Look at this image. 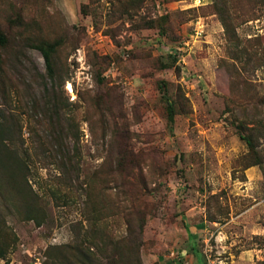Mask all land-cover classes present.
I'll list each match as a JSON object with an SVG mask.
<instances>
[{"label":"rangeland","instance_id":"rangeland-1","mask_svg":"<svg viewBox=\"0 0 264 264\" xmlns=\"http://www.w3.org/2000/svg\"><path fill=\"white\" fill-rule=\"evenodd\" d=\"M0 33V114L41 207L0 189V264H264V0H0Z\"/></svg>","mask_w":264,"mask_h":264},{"label":"trees","instance_id":"trees-1","mask_svg":"<svg viewBox=\"0 0 264 264\" xmlns=\"http://www.w3.org/2000/svg\"><path fill=\"white\" fill-rule=\"evenodd\" d=\"M215 11L220 14L223 26L227 27L228 16L225 14V6L223 3H217ZM5 36L0 33V48L5 44ZM57 42L42 43L38 49L43 58L46 75L49 79L55 76V70L52 64V54L55 51ZM46 119V134L48 137L47 150L50 151V156L56 158L57 168L63 171L66 169L65 164H70V161L63 162L69 158L68 150L61 147V143L56 141L58 136H61V128L58 124V109L56 103L52 100L48 104ZM166 118L168 122H172L174 108L171 104H167L165 108ZM16 132H18L17 123L11 113L0 114V189L10 190L17 199L19 208L23 210L26 218L35 220V213L41 210L39 199L32 187L27 182L28 164H26L24 157L20 154L21 148H18L15 142ZM246 140V139H245ZM248 146L250 141L246 140ZM43 145V143H38ZM19 149L21 151H19ZM43 150V149H41ZM46 151V150H44ZM22 153V152H21ZM49 156V157H50ZM73 169V167H72ZM73 250V249H72ZM75 253L79 262L86 264V261L91 260L89 256L81 250L80 246L75 247ZM73 250V251H74ZM93 261L99 262L98 259ZM91 264V263H90Z\"/></svg>","mask_w":264,"mask_h":264},{"label":"built area","instance_id":"built-area-1","mask_svg":"<svg viewBox=\"0 0 264 264\" xmlns=\"http://www.w3.org/2000/svg\"><path fill=\"white\" fill-rule=\"evenodd\" d=\"M200 32H201L200 25H197V26L195 27V29L193 30V35L196 37L197 35L200 34ZM169 255H170L171 258H175V257H177V254H173L172 251L169 252Z\"/></svg>","mask_w":264,"mask_h":264}]
</instances>
